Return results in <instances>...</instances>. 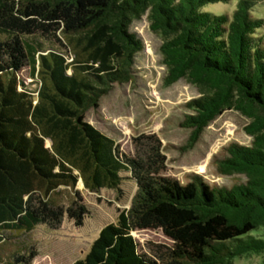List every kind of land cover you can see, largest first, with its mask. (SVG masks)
<instances>
[{
    "label": "trees",
    "instance_id": "obj_1",
    "mask_svg": "<svg viewBox=\"0 0 264 264\" xmlns=\"http://www.w3.org/2000/svg\"><path fill=\"white\" fill-rule=\"evenodd\" d=\"M228 1L0 0V244L38 224L55 229L64 214L80 225L87 209L78 180L89 191H120L131 179L129 206L72 264H233L264 251V20L251 14L260 0H235L230 14L202 9ZM146 10L164 36V84L187 78L199 91L178 123L190 129L186 146L225 109L249 119L250 143L228 144L216 164L243 182L210 184L191 173L180 183L162 174L154 133L132 137L127 154L84 120L114 83L131 79L142 42L129 26ZM25 67L32 90L19 77ZM59 186L74 191L64 208L50 199ZM147 228L170 244L139 252L131 231ZM35 254L24 243L0 264H31Z\"/></svg>",
    "mask_w": 264,
    "mask_h": 264
},
{
    "label": "rangeland",
    "instance_id": "obj_2",
    "mask_svg": "<svg viewBox=\"0 0 264 264\" xmlns=\"http://www.w3.org/2000/svg\"><path fill=\"white\" fill-rule=\"evenodd\" d=\"M235 0L216 2L202 7L216 14H230ZM251 14L264 20V0L258 1ZM148 10L132 20L129 30L142 42V48L133 58L132 77L123 83H114L110 91L100 97L97 106L84 112V120L111 137L119 149L133 153L131 139L141 133H154L160 140L166 157L162 174L185 183L191 173H199L210 184L230 186L243 182L241 174L224 175L217 171V161L226 154L225 147L233 142L248 145L251 137L244 131L249 119L234 109H225L201 132L198 140L190 148L186 146L190 132L178 125L188 112L184 102L198 96V89L187 78H180L171 85L164 84L166 66L160 45L164 36L151 29ZM264 31V26L261 29ZM19 77L35 88L27 67L19 72ZM49 145V141L45 140ZM80 181V180H78ZM75 189L81 203L87 209L82 223L76 225L66 214L61 223L50 229L45 224L36 225L31 231L0 244V261H5L11 253L22 250L29 243L35 250L31 264H72L88 251L93 239L102 226L116 220L120 210L127 208L135 190L131 179H124L120 191L101 188L97 191L84 189L80 181ZM74 198L69 187L59 186L50 194L54 204L63 208ZM139 252L149 254L150 243L170 244V239L160 229H134L131 231ZM233 264H264V251H249L232 259Z\"/></svg>",
    "mask_w": 264,
    "mask_h": 264
},
{
    "label": "bare ground",
    "instance_id": "obj_3",
    "mask_svg": "<svg viewBox=\"0 0 264 264\" xmlns=\"http://www.w3.org/2000/svg\"><path fill=\"white\" fill-rule=\"evenodd\" d=\"M78 183H80V181H78ZM77 184V183H76ZM80 185H82V184H80Z\"/></svg>",
    "mask_w": 264,
    "mask_h": 264
}]
</instances>
